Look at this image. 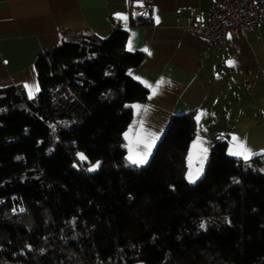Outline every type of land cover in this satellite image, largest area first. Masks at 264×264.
Instances as JSON below:
<instances>
[{"label": "trees", "instance_id": "16d2710c", "mask_svg": "<svg viewBox=\"0 0 264 264\" xmlns=\"http://www.w3.org/2000/svg\"><path fill=\"white\" fill-rule=\"evenodd\" d=\"M126 35L72 33L36 57L34 98L0 88V264H264V154L246 164L215 141L189 184L188 111L147 164L126 160L125 105L147 94L127 75L144 54ZM76 151L101 167L74 168Z\"/></svg>", "mask_w": 264, "mask_h": 264}, {"label": "crops", "instance_id": "0c3cea01", "mask_svg": "<svg viewBox=\"0 0 264 264\" xmlns=\"http://www.w3.org/2000/svg\"><path fill=\"white\" fill-rule=\"evenodd\" d=\"M212 5L213 0H143L142 7L135 0H0V88L20 85L25 89V83L37 84L34 62L39 53L58 46L75 32L105 37L114 27L125 29L116 17L123 13L129 17L126 49L131 38L133 50L147 47L152 53L142 51V61L131 68L133 75L153 85L161 78L171 82L151 100L147 88L146 97L133 104L147 105L148 112L135 114L131 108L123 133L135 121L130 134L133 138L138 132L161 137L172 116L191 111L194 125L185 153L184 176L198 129L195 117L201 111L206 115L201 117L199 134L208 156L215 141L226 142L227 154L232 135L260 153L264 150V20L245 37L226 33L210 45L190 25L194 18L205 23ZM143 9H148L147 17L132 16ZM229 59L235 66L227 64ZM249 81L251 86L246 85Z\"/></svg>", "mask_w": 264, "mask_h": 264}, {"label": "snow or ice", "instance_id": "6c2138e0", "mask_svg": "<svg viewBox=\"0 0 264 264\" xmlns=\"http://www.w3.org/2000/svg\"><path fill=\"white\" fill-rule=\"evenodd\" d=\"M136 4L138 6H143V0H135ZM147 13H132V16L135 17L137 15H146ZM117 19L123 21L124 23V28L127 30L128 27V15L123 14V13H117L116 14ZM156 23H159V17L157 16L155 18ZM135 35V34H133ZM230 38V37H229ZM127 50L128 51H133V46H132V39L130 38L127 44ZM141 51L147 52L148 55H152V53L149 51L147 47L141 49ZM7 63V61H5ZM227 64L229 66H235V61L229 59L227 61ZM105 75H109V73H105ZM127 75L131 76L133 79L139 81L144 87L148 88L150 90V95L148 96V99L151 100L154 96L158 95L160 92L161 87L168 83L170 84V81H165L163 78L158 80L155 85L149 83L148 81L142 79L141 77L134 76L133 75V70L129 69L127 72ZM25 89L28 92L29 99L34 98L35 93L40 91L39 85L38 84H28L25 83L24 85ZM125 107H131L135 111V114H138L140 110H143L145 113L148 112L149 108L147 105H140V104H132V105H125ZM0 111H4L3 109H0ZM206 115L203 111L199 112L197 116L195 117V120L198 125L197 133H196V138L192 141V144L189 149V153L187 156V166H188V171L185 174V179L188 181L190 184H195L197 180L201 178V176L204 173V165L208 160V148L203 146V139L200 136V120L201 117ZM66 123V122H64ZM135 121L133 125L129 126V130L123 133L124 139L128 141V144L124 145V147L128 148V155L126 156V160L131 164L135 165L136 167H141L145 164L148 163L149 157L152 154V149L156 145V141L160 138L159 134L156 133H148L146 136L141 135L139 132L136 134V136L133 138L130 134L132 132L133 127L135 126ZM140 126H143V120L139 121ZM49 127L53 128V131H55V126L54 125H49ZM163 131V130H161ZM143 146L142 148L140 146ZM51 152L52 150L49 149ZM229 156H234L242 159L247 162L254 156L264 154V150H262L260 153L254 152L251 150L246 142L237 137L236 135H232L231 140L229 141V149L228 153ZM77 159L81 162L87 161L88 157L82 153V152H77L76 153ZM17 159H23L22 157H17ZM194 163H198V167H194ZM102 162L101 161H96L95 163H92L87 169V172H95L101 167ZM73 167H77V165L74 163ZM261 171H264V169H261ZM234 183H239L240 181L237 179H233ZM15 199V197H13ZM3 201H0L2 203ZM15 211V210H14ZM20 211H24V209H20ZM228 218L226 217L225 220ZM230 222V221H229ZM199 228L201 230H207V223L204 221H201L199 224ZM155 239V237H154ZM26 247H29V245H26ZM43 251V250H42Z\"/></svg>", "mask_w": 264, "mask_h": 264}, {"label": "built area", "instance_id": "2783aa9c", "mask_svg": "<svg viewBox=\"0 0 264 264\" xmlns=\"http://www.w3.org/2000/svg\"><path fill=\"white\" fill-rule=\"evenodd\" d=\"M141 13L148 16V9ZM264 20V0H213L208 20L200 23L197 18L192 20L190 29L206 39L208 44L221 40L226 33L234 38L245 37L258 27ZM253 82L246 83L251 86Z\"/></svg>", "mask_w": 264, "mask_h": 264}, {"label": "rangeland", "instance_id": "374dc122", "mask_svg": "<svg viewBox=\"0 0 264 264\" xmlns=\"http://www.w3.org/2000/svg\"><path fill=\"white\" fill-rule=\"evenodd\" d=\"M77 152H82V151H76V153ZM76 153H75V158H74V160H73V164L75 163L76 165H77V167H74V168H76V169H83V170H85L86 171V169L92 164V163H95L96 161H93V162H88V160L87 161H84V162H81V161H79L78 159H77V156H76ZM83 153V152H82ZM190 184V183H189ZM20 209H24V207L23 206H20L19 208H17V212H20ZM138 264H140V263H138Z\"/></svg>", "mask_w": 264, "mask_h": 264}]
</instances>
